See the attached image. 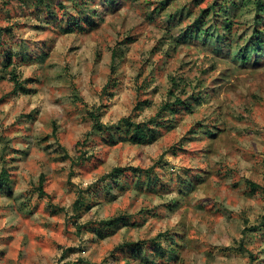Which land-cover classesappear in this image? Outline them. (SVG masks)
<instances>
[{"label":"rangeland","instance_id":"obj_1","mask_svg":"<svg viewBox=\"0 0 264 264\" xmlns=\"http://www.w3.org/2000/svg\"><path fill=\"white\" fill-rule=\"evenodd\" d=\"M261 14L0 0V264H264Z\"/></svg>","mask_w":264,"mask_h":264},{"label":"trees","instance_id":"obj_2","mask_svg":"<svg viewBox=\"0 0 264 264\" xmlns=\"http://www.w3.org/2000/svg\"><path fill=\"white\" fill-rule=\"evenodd\" d=\"M229 5L232 4L233 6H237V3L234 1H229L228 2ZM252 3H253V7L255 8V10L258 12V13H264V0H252ZM226 4V5H225ZM226 1L223 2V7L221 5H219V10H214V11H211L214 7V5H210L208 7V9H205L203 10V14H208V15H219L220 11L222 10V8H225L226 6L229 8V6ZM225 6V7H224ZM257 17V16H256ZM263 14L260 15V17H257L255 19V22L256 24H259L260 21L262 22V25H263V28H260V29H254L252 30L253 31V38H255L256 40H258V34L260 32H262V30H264V20L263 19ZM88 21V20H87ZM215 25V24H213ZM196 27H193V28H189L187 27L184 31H183V38H191V37H196V38H202V39H205L206 36H210V35H213L214 33H216L217 31L214 30V32L212 31H209L207 28L203 29L202 27H199V25H195ZM70 28V27H69ZM217 35V38H218V33H216ZM222 37H220L221 39ZM258 42H260L258 40ZM113 55V58H114V53L112 54ZM177 101V104L179 105H182L184 102L182 101V99H179V98H176ZM96 126H100V124H97ZM112 127L114 129H117V130H123L125 133H127L128 135V139L129 141L133 142V143H146V142H149V140L152 139V137L150 138V135H148L144 129L142 128V126L139 124V123H132L129 119H126V118H123L121 119L117 124L115 125H112ZM124 128V129H122ZM130 169H132L133 171H136V169L134 167H129ZM127 169V168H126ZM122 170H125V168H121V167H115L113 169V172L114 173H121ZM6 185V183L0 179V188H3L4 186ZM252 185V183H251ZM125 219H123L122 217H115V218H112L110 220H108L106 223L107 225H110V224H113V223H116V222H124ZM102 236V235H101ZM136 245V244H134ZM129 248L131 250H134L133 249V243H129Z\"/></svg>","mask_w":264,"mask_h":264}]
</instances>
